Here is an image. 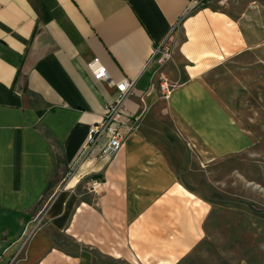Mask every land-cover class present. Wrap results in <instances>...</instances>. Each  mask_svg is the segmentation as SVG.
I'll use <instances>...</instances> for the list:
<instances>
[{
    "label": "crops",
    "instance_id": "crops-1",
    "mask_svg": "<svg viewBox=\"0 0 264 264\" xmlns=\"http://www.w3.org/2000/svg\"><path fill=\"white\" fill-rule=\"evenodd\" d=\"M192 4L0 0V264L166 263L203 238L216 201L194 172L258 142L206 74L243 54L264 63V24L217 0L186 13ZM168 36L172 55L158 66L149 58ZM93 58L112 81L134 80L124 106L139 119L110 158L98 154L105 137L80 156L116 93ZM156 70L174 83L168 98ZM37 214L44 224L22 245Z\"/></svg>",
    "mask_w": 264,
    "mask_h": 264
},
{
    "label": "rangeland",
    "instance_id": "rangeland-1",
    "mask_svg": "<svg viewBox=\"0 0 264 264\" xmlns=\"http://www.w3.org/2000/svg\"><path fill=\"white\" fill-rule=\"evenodd\" d=\"M217 7L234 16L253 10L249 20L264 24V0H217ZM252 61L251 54L234 56L206 74L258 142L217 163L215 172H194L203 197L216 201L204 219L203 238L175 261L140 256L132 264H264V63Z\"/></svg>",
    "mask_w": 264,
    "mask_h": 264
},
{
    "label": "built area",
    "instance_id": "built-area-1",
    "mask_svg": "<svg viewBox=\"0 0 264 264\" xmlns=\"http://www.w3.org/2000/svg\"><path fill=\"white\" fill-rule=\"evenodd\" d=\"M193 4L188 8L186 13L194 11L198 7L205 4L207 0H192ZM170 37H166L164 41L154 47L149 61L155 60L158 66L164 64L172 53ZM92 68L93 75L101 82L113 86L116 90L114 97L103 104V110L99 121L92 123L88 131L87 144L81 151L80 156L88 153L90 146L98 143L105 137V142L100 148L99 157L110 158L124 144L128 134L134 129L136 122L139 119V114H132L124 106V99L134 94V80L123 77L118 81H112L105 66L99 64L97 58H93L87 63ZM158 77V89L160 96L168 98L174 83L170 82L167 75L161 70H156ZM98 182L93 181L91 187L94 189ZM33 223L28 227L22 245L38 231L44 224L41 215H36L33 218Z\"/></svg>",
    "mask_w": 264,
    "mask_h": 264
}]
</instances>
